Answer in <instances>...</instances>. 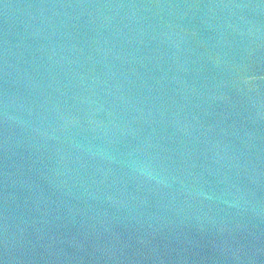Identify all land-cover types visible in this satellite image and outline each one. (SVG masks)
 I'll return each instance as SVG.
<instances>
[{"label":"water","instance_id":"95a60500","mask_svg":"<svg viewBox=\"0 0 264 264\" xmlns=\"http://www.w3.org/2000/svg\"><path fill=\"white\" fill-rule=\"evenodd\" d=\"M0 264H264V0H0Z\"/></svg>","mask_w":264,"mask_h":264}]
</instances>
